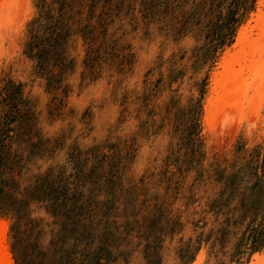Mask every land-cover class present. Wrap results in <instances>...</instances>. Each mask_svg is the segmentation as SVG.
Listing matches in <instances>:
<instances>
[{
	"label": "rangeland",
	"instance_id": "1",
	"mask_svg": "<svg viewBox=\"0 0 264 264\" xmlns=\"http://www.w3.org/2000/svg\"><path fill=\"white\" fill-rule=\"evenodd\" d=\"M257 2L17 0L1 12L11 264H264V103L206 120Z\"/></svg>",
	"mask_w": 264,
	"mask_h": 264
},
{
	"label": "bare ground",
	"instance_id": "2",
	"mask_svg": "<svg viewBox=\"0 0 264 264\" xmlns=\"http://www.w3.org/2000/svg\"><path fill=\"white\" fill-rule=\"evenodd\" d=\"M16 1L17 0H0V14L10 5L12 6L13 4H15ZM257 3H258L257 4L258 9L257 12L254 14V19H250L247 25L239 31L240 33H238V36L236 38V44L234 46L235 49H237L236 53H234L233 56L230 57L228 56L229 58L225 57L222 60L221 66L223 71L218 74H215L212 79L211 92H213L212 93L213 96L208 100V106L206 108L208 109L206 120L209 121L208 123L210 128L212 124L215 121H217L216 119L218 118H221L220 120H227V118L231 120L232 118L230 119V117L233 114H237L239 117L249 116V115L251 116L254 113L258 115L257 113H259V111L263 106L264 103V0H259V2ZM3 13L5 12L3 11ZM3 13L1 16H3ZM12 18L13 17H11V20ZM2 20L4 21V19ZM9 32L11 31H8V34ZM1 42H4V40L3 41L1 40ZM233 120H236V118ZM220 132H222L221 129ZM6 233H7V226L3 223L0 224V264H11L9 253L7 251Z\"/></svg>",
	"mask_w": 264,
	"mask_h": 264
}]
</instances>
